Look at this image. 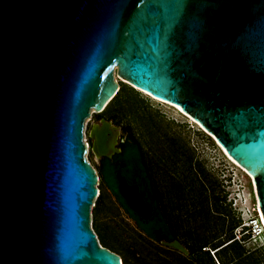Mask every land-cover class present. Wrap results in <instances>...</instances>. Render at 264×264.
Returning a JSON list of instances; mask_svg holds the SVG:
<instances>
[{
	"label": "water",
	"instance_id": "water-1",
	"mask_svg": "<svg viewBox=\"0 0 264 264\" xmlns=\"http://www.w3.org/2000/svg\"><path fill=\"white\" fill-rule=\"evenodd\" d=\"M116 75L211 135L264 219V0H0V264H123L92 230L101 182L85 145ZM100 124L110 147L96 154L90 132L92 150L109 159L119 131Z\"/></svg>",
	"mask_w": 264,
	"mask_h": 264
},
{
	"label": "rangeland",
	"instance_id": "rangeland-1",
	"mask_svg": "<svg viewBox=\"0 0 264 264\" xmlns=\"http://www.w3.org/2000/svg\"><path fill=\"white\" fill-rule=\"evenodd\" d=\"M116 79L120 90L108 105L112 112L93 113L85 123V145L90 152L88 161L94 165L98 176L100 159L92 150L90 132L93 125L99 124L103 119L119 131L118 144L127 135H132L140 143L154 186L162 197V207L167 206L168 192L174 183H179L184 189L183 193L190 194L191 199L199 196L196 188L191 190L192 174L188 172L189 159L185 146L194 154V167L196 163H200L217 181L216 194L225 198V203L230 206L235 218L240 220V225L255 216L257 200L251 178L224 153L211 135L172 105L151 98L121 81L117 75ZM100 182L99 210L96 222L92 212V230L96 234L97 225L109 248L122 258H131L132 253H135L131 261L139 264L135 260L139 256L136 254L137 245L140 241H149V238L138 228L106 184L101 180ZM192 203L193 201H188L187 209L179 211V214L183 217L190 214ZM171 215L175 216L177 212L174 211ZM179 233L183 234L184 231ZM96 237L98 239L97 234ZM240 243L250 252L264 249V233L253 240L245 239ZM213 253L214 251L211 255Z\"/></svg>",
	"mask_w": 264,
	"mask_h": 264
},
{
	"label": "trees",
	"instance_id": "trees-1",
	"mask_svg": "<svg viewBox=\"0 0 264 264\" xmlns=\"http://www.w3.org/2000/svg\"><path fill=\"white\" fill-rule=\"evenodd\" d=\"M108 105L104 111L110 114L112 111ZM117 148L120 152L112 158L100 159L99 181L106 184L138 228L149 238V241H140L137 245L136 254L139 256L135 260L139 261V264H264L263 248L250 252L244 245L234 240V231L240 226V220L235 218L232 209L225 203V198L216 194L217 181L211 174L202 168L200 163H196L194 167V154L191 153V149L184 146L189 159L188 172L192 174L191 190L196 188L199 193L197 201L191 199L190 194L183 193L184 189L179 183H174L168 192V207H162V197L154 186L140 143L132 135H127ZM118 174L128 184L138 187L144 201L151 208L152 214L149 219H141L132 211L122 195ZM99 197L100 193L97 198ZM188 201H193L190 204L193 208L190 214L187 213L183 217L179 211L187 209ZM98 207L99 199L93 208L95 222ZM174 211L177 215L172 216ZM95 229L99 243L116 253L106 245V239L97 225ZM182 230L184 233L180 234L179 231ZM174 240L185 247L187 255L161 244L163 241ZM134 257L135 253H132L131 258ZM131 258H122L123 264H133Z\"/></svg>",
	"mask_w": 264,
	"mask_h": 264
},
{
	"label": "bare ground",
	"instance_id": "bare-ground-1",
	"mask_svg": "<svg viewBox=\"0 0 264 264\" xmlns=\"http://www.w3.org/2000/svg\"><path fill=\"white\" fill-rule=\"evenodd\" d=\"M115 76V75H114ZM115 80L117 81V79H116V77H115ZM120 80L121 81H124V80H122L121 78H120ZM118 82V81H117ZM125 83H127L126 81H124ZM142 93H144V94H146V95H148L147 93H145V92H143V91H141ZM148 96H150V95H148ZM151 97V96H150ZM151 98H153V99H155V100H158V101H161V100H159V99H156V98H154V97H151ZM163 102V101H162ZM166 103V102H165ZM167 104H169V105H171L170 103H167ZM175 109H177V110H179L180 112H182L177 106H175V105H172ZM104 111V110H103ZM93 113H97V112H95V111H92L91 113H90V115L91 114H93ZM183 113V112H182ZM184 114V113H183ZM186 115V114H185ZM187 116V115H186ZM90 117V116H89ZM189 117V116H188ZM191 120H193L191 117H189ZM194 121V120H193ZM195 122V121H194ZM197 123V122H196ZM100 125L101 124H94L93 125V130L91 131L92 132V134L95 136V142H96V144H95V146H94V150H95V152H96V154H100V153H103V152H105V153H107V149L110 147V145L108 144V146L106 145V143H107V137L108 136H110L109 134H105V131L107 130L105 127L104 128H100ZM93 142H94V140H92ZM118 141V137H117V140H116V142ZM115 147V146H114ZM117 147V146H116ZM92 148H93V145H92ZM94 152V151H93ZM95 154V153H94ZM251 178V177H250ZM251 180H252V178H251ZM100 193V192H99ZM126 193H127V195L129 196V199H130V201L132 202V204H133V206L137 209V210H142V206H141V204H140V201L138 200V198L136 197V195L133 193V191L132 190H130V189H128V188H126ZM256 210H257V214H258V216H259V222H260V224H261V227H262V229L264 230V219H263V217H262V215H261V213H260V210H259V208H258V205L256 204Z\"/></svg>",
	"mask_w": 264,
	"mask_h": 264
},
{
	"label": "built area",
	"instance_id": "built-area-1",
	"mask_svg": "<svg viewBox=\"0 0 264 264\" xmlns=\"http://www.w3.org/2000/svg\"><path fill=\"white\" fill-rule=\"evenodd\" d=\"M255 216L246 220V223L240 225L234 231V240L244 242L246 240H253L264 233L261 227L259 216L257 214L256 206L254 208Z\"/></svg>",
	"mask_w": 264,
	"mask_h": 264
},
{
	"label": "flooded vegetation",
	"instance_id": "flooded-vegetation-1",
	"mask_svg": "<svg viewBox=\"0 0 264 264\" xmlns=\"http://www.w3.org/2000/svg\"><path fill=\"white\" fill-rule=\"evenodd\" d=\"M103 120V119H102ZM101 122V121H100ZM100 122H99V124H100Z\"/></svg>",
	"mask_w": 264,
	"mask_h": 264
}]
</instances>
